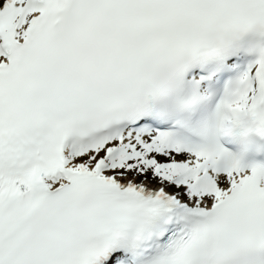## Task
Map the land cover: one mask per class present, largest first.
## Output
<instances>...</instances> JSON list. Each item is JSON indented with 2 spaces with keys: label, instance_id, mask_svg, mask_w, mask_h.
Wrapping results in <instances>:
<instances>
[{
  "label": "snow or ice",
  "instance_id": "snow-or-ice-1",
  "mask_svg": "<svg viewBox=\"0 0 264 264\" xmlns=\"http://www.w3.org/2000/svg\"><path fill=\"white\" fill-rule=\"evenodd\" d=\"M0 264H264V0H0Z\"/></svg>",
  "mask_w": 264,
  "mask_h": 264
}]
</instances>
